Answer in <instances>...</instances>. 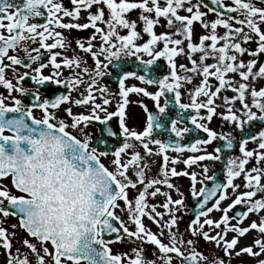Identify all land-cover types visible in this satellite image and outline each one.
Masks as SVG:
<instances>
[{"label":"snow or ice","instance_id":"obj_1","mask_svg":"<svg viewBox=\"0 0 264 264\" xmlns=\"http://www.w3.org/2000/svg\"><path fill=\"white\" fill-rule=\"evenodd\" d=\"M0 264H264V0H0Z\"/></svg>","mask_w":264,"mask_h":264},{"label":"flooded vegetation","instance_id":"obj_2","mask_svg":"<svg viewBox=\"0 0 264 264\" xmlns=\"http://www.w3.org/2000/svg\"><path fill=\"white\" fill-rule=\"evenodd\" d=\"M210 150H211V149H210ZM218 168H219V165H217L216 168H213V169H211V170L213 171V170H216V169H218Z\"/></svg>","mask_w":264,"mask_h":264},{"label":"rangeland","instance_id":"obj_3","mask_svg":"<svg viewBox=\"0 0 264 264\" xmlns=\"http://www.w3.org/2000/svg\"><path fill=\"white\" fill-rule=\"evenodd\" d=\"M210 150V149H209ZM210 171H212L211 169H210ZM181 183H186V181H182ZM185 219H187V218H185ZM115 250V249H114Z\"/></svg>","mask_w":264,"mask_h":264}]
</instances>
